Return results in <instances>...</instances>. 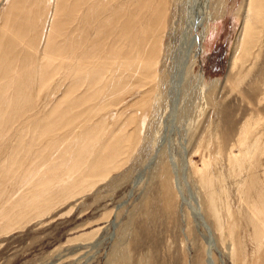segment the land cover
Segmentation results:
<instances>
[{"label": "rangeland", "instance_id": "374dc122", "mask_svg": "<svg viewBox=\"0 0 264 264\" xmlns=\"http://www.w3.org/2000/svg\"><path fill=\"white\" fill-rule=\"evenodd\" d=\"M13 1L15 3L21 1L19 2V10L22 20L26 23L21 21V28L19 25L17 26L26 33L17 37L10 34V36L2 35L0 37V85L2 84L1 86L4 87L5 91L3 97L0 95V110H7L10 108L7 106H11L10 115L16 113V115L14 114L15 117L18 115L20 118L23 115V118L21 117L20 121L14 116H12L13 118H10V115L4 116L3 122L6 123V126L7 120L9 127L11 121L12 124L15 121L19 124L15 123L13 125L15 129L12 128L13 126H11L12 129H7L4 125V129L12 130L11 132L7 131L10 136L6 134L7 132L4 129L0 131V134H3L0 138H3L4 135L5 137L7 135V138L9 137L8 140L3 138L4 141L0 139V264H264V226L261 223L254 224L251 214V208L258 201V191H264V155L260 156L261 162L257 164L258 167L255 165L257 162L252 163L251 160L247 161L244 167L235 165L232 167L230 164L232 153L233 157L235 155L241 156L239 148L234 145H236L245 125L253 124L254 121L255 125H262L258 127L262 128L264 132V84L260 81L262 77V75L260 76L261 68L255 66L256 61L253 60L255 54H245V60L242 53L243 59L241 57L235 68L231 69L233 49L242 27L239 13L241 12L243 0H223L222 12L219 13L218 20L212 23V30L206 37L207 44H205V48L203 50L197 48L195 50L196 56L194 55L193 58H188V54H186L185 35L190 34L189 37L196 36L198 38L202 36V29H199V31L193 29L191 32L188 29L195 20L192 17L202 10L199 3L202 4L203 0H127L128 5L125 0H121L123 3L116 0L114 1L116 4L113 2L112 8L108 9L107 13L98 14L95 11V16L89 10L90 4L84 0H68L69 2L67 1L64 6H62L64 2L60 1L59 3L57 0L59 8L55 6L56 0H51L48 9L40 4L42 0H39L40 3H38V0ZM73 1L78 5L77 9L74 8L76 5L73 6ZM11 2L12 0H0V19L6 15L8 4ZM35 2L37 3L35 4ZM22 3L24 4L22 5ZM81 5L82 7H80ZM84 7L87 8L86 11ZM55 8H58V10ZM63 8L66 11H62ZM77 10L79 11L77 12ZM63 12L67 13L64 14ZM115 13L118 14V17H115ZM64 15L68 17H64ZM70 15L74 17L69 18ZM98 15L101 17L98 18ZM102 15H106L109 19L111 17V23L115 22V25L112 24L113 28L110 24L107 27L105 26V20L108 18ZM84 16L87 17L86 20L90 19V22H84ZM92 16L100 19L97 24L92 22L94 19ZM75 17L78 19H75ZM200 17L201 13L198 18ZM53 18H55L54 21ZM40 19L48 20L44 22ZM0 21L3 23L2 20ZM129 21L131 22V28L130 26L127 27L131 30L129 29L124 33L123 26ZM15 26L11 22L13 30ZM23 30L17 31L23 32ZM123 33L124 35H122ZM26 35L29 37H26ZM142 35L143 37H141ZM118 40L124 42L123 45H120L121 49L118 52L119 61H116V66L114 65L109 69L108 66L105 67L108 63V51ZM17 41L20 44L19 48L16 47L19 45ZM125 43L129 44L126 46ZM58 47L60 50L57 49ZM55 50H59V53L55 56L57 64L47 66V60L45 59L48 54L53 53ZM154 50L156 51L154 59L159 61L156 64V70H159L157 73L158 78L155 81L156 85L152 81L146 85L142 80L143 78L138 81L142 70L140 66L147 58L148 53L150 54ZM145 51L149 52L146 53ZM136 52H140V55ZM237 52L240 56L241 52ZM86 59L87 61H85ZM37 61L39 62L38 66ZM245 61L247 62L244 63ZM93 62L94 64L91 66L90 64ZM124 63H130L131 69L122 68L120 64L125 65ZM40 65L41 67H39ZM83 66L84 68H82ZM255 67L256 69H254ZM53 68H55V71L51 73L50 70ZM81 68L83 70L86 68V70L82 71ZM93 68H96L97 71ZM104 68L106 71L113 68L114 71H109L108 77L106 71L103 70ZM115 68L119 71H116ZM100 70L103 77L99 79L100 86H98L97 81H94L96 77L94 75ZM85 72L89 75H86ZM241 72L245 76L243 79L241 78ZM113 73H116L115 76ZM9 74L12 75V78ZM119 74L123 77L121 75V77H117ZM137 74L139 77L135 76ZM47 75L49 76L47 77ZM110 75L111 78H116V86L114 82L110 83L114 86L108 85V80H111ZM257 75L260 76L259 79ZM6 76L10 79V84L7 83L9 84L7 87L4 82L9 80L6 79L7 81H5L3 79ZM82 76L85 80L88 79L86 80L87 84H90L89 82H93V84L87 85L84 79L81 78ZM104 76H106V79ZM55 77H57L56 80ZM126 77L130 82L125 81ZM122 78L124 79L122 80ZM52 80L54 82H51ZM77 80L80 83L77 82V84ZM100 80L103 82L101 83ZM106 80L108 82L104 83ZM81 81L85 85L82 83V86ZM118 81L122 84H124L122 82L124 81L126 85L124 84V87L120 86L121 83ZM241 82L242 85H240ZM136 84H139L138 88ZM91 85L98 86L97 89L102 90V92L100 90L98 92L101 95L105 87V89L109 88V92L105 90L108 94L103 93V99L109 100V103L106 100L104 102L101 95L96 97L97 93H93L94 86L91 87ZM214 85L216 86L214 87ZM70 86L74 87V90L78 89L79 86V92H71L73 90ZM88 86L89 89H86ZM36 87L41 91L40 93ZM80 87L83 91H80ZM114 87H121L122 89L119 90V88L115 89ZM97 89L95 88V90ZM111 90L114 92L115 98L111 94ZM118 90L120 91V94H118L121 95L120 97L115 95L116 92L119 93ZM146 91L147 93H145ZM67 92L73 93H69L70 98L67 96L69 100L65 97ZM86 92L88 93L87 99ZM80 93L85 94V97H82L83 95L81 96ZM89 93L91 96L93 95L91 97L94 99L92 102ZM122 93L127 94L123 95ZM13 94L15 96L11 97ZM72 95L76 96V99L80 98V102L78 99L77 102ZM105 95L107 97L104 98ZM122 95L129 96V98L125 97L124 99ZM7 96L10 97L7 98ZM109 97H111V100ZM96 98L98 102L102 101V103H99L100 105L97 104L98 102H94L97 100ZM134 98L135 101H132ZM65 99L68 100V104L76 101V103L73 102L74 107L72 105L68 106ZM58 100H63L67 104L68 108L66 107L64 112L68 110V116L69 114H78L72 116V119L71 115L67 117V114L63 111V114L60 115L62 112L58 113L56 110L61 109L66 104ZM146 100L149 101L148 105L143 108L148 111L146 112L143 108L141 111L139 109L141 108L140 104L145 103ZM57 103L60 108H57L58 105L54 111L53 108ZM63 103L65 105H61ZM78 104L82 107H79ZM112 104L115 105L114 107L118 105L119 108L114 109ZM106 105L109 106L105 107ZM26 107H28L27 110L29 109L28 115L23 114L26 113ZM111 107L113 108L111 109ZM87 109L90 110L89 113L97 114L100 120H98L99 118L94 119L96 115L95 117L92 113L90 115ZM99 109H101V112L97 113ZM17 110L19 112L23 110L24 112L17 114ZM80 110L84 111L80 112ZM120 111L122 112L119 113ZM49 113L50 117H48ZM85 113L86 117H84ZM107 113L111 119L107 118ZM54 114L58 115V117L55 116L58 119L54 117ZM91 116H93V119ZM6 117L12 120L9 122L10 119ZM40 117L47 119L43 120ZM51 117L57 120L56 124L62 123V126L58 124L57 127L59 128L54 132L51 131L54 127H51V130L45 127L46 125L50 127L48 125L50 119L48 118ZM75 117L76 119H74ZM101 117L105 118L102 119ZM133 117L136 118L137 122ZM68 119L72 120V123L74 121L75 124L70 123ZM142 119L144 120L142 121ZM38 120L39 124L36 126L38 131L36 132V128L34 129L32 126H35ZM41 120H43L42 123ZM261 120H263L262 124H260ZM46 121L48 122L46 123ZM99 121L103 122L102 125H99ZM134 121L135 123H133ZM40 125H42V128L45 125L44 128L50 130L49 134ZM79 127L80 130H78ZM67 128L69 131L66 130ZM120 128L126 129L123 131ZM25 129L30 130V132L26 133L27 130ZM33 129L34 134H32ZM2 130L4 131L2 132ZM65 130L68 133H65ZM83 130L86 131L87 135L89 133L90 136H88L91 138L86 139ZM74 132H78V135ZM36 133H39V136ZM69 133H72L70 137ZM35 134L36 136H34ZM11 135H14L15 139ZM64 135L65 137L67 135L65 141H63ZM71 137H75L74 140ZM117 137L119 139H116ZM26 140H28L27 145L24 144ZM20 141L23 143H20ZM33 142L37 145L35 148L32 146V144L35 145ZM119 143L120 145H118ZM109 144L112 150L107 146ZM70 145H75L72 150ZM84 145L91 147L92 150L89 147L85 148ZM105 145L107 148H105ZM117 146L119 147L118 150ZM80 149L83 151L81 155H85V159H88L84 161L85 163L82 160L84 156L81 157L80 155ZM69 150L72 151V154ZM89 150H91L90 154L88 153ZM98 151L100 152L98 153ZM103 151L106 153H103ZM77 152L78 155H76ZM199 153L201 155L205 154L207 158L210 157V160H212L210 173L214 175L213 180H215L213 191L216 190L215 198L218 201L216 204L221 207L218 208L223 220V227L227 228L224 227L221 233L218 230L217 222L207 209L208 193L202 189L198 177L194 175L190 168L191 161L197 165L202 163ZM111 154L115 155L111 156ZM72 157L81 159L80 167L77 163V161H80L78 159L75 162L77 168L74 167ZM11 158L16 159L17 162L16 160L12 161ZM98 158L99 162L96 161ZM93 159H96V163ZM248 163L249 165H247ZM99 164H103V168ZM253 165L254 167H252ZM95 166L96 169L98 168L97 170H95ZM92 168H94V172L91 171ZM250 168H252V171ZM235 172L240 175H236ZM59 173H66L64 178L67 176L66 179H69H64L63 175L61 176ZM220 175L221 177H219ZM42 176L46 179H42ZM66 181L68 184H65ZM78 181L82 183H78ZM252 182H255L253 187ZM247 187L251 188L249 192H247ZM252 190L255 191L252 192ZM247 193L250 196L246 195ZM249 201L252 205L248 204ZM196 202H198L202 217L206 221L204 226H198L192 217ZM206 226L214 239L213 248L209 250L212 251L211 258L208 256L209 251H207L205 242L208 234ZM228 228L229 231H227Z\"/></svg>", "mask_w": 264, "mask_h": 264}, {"label": "bare ground", "instance_id": "6f19581e", "mask_svg": "<svg viewBox=\"0 0 264 264\" xmlns=\"http://www.w3.org/2000/svg\"><path fill=\"white\" fill-rule=\"evenodd\" d=\"M22 1H24V0H22ZM41 1V0H40ZM40 1L38 0V3H40ZM50 1L51 0H42L41 1V3L40 4H43V6L45 7V9H48L50 6H49V4H50ZM54 1V0H53ZM59 1V3H60V1H62V2H64V3H62V6H64L65 5V3L68 1V0H58ZM77 1V0H76ZM86 3H89L90 4V6H89V10L90 11H92V15H94L96 12L95 11H97V13L98 14H103V13H107L108 11V9H110V8H112V6H113V2L114 1H116V0H84ZM118 1V0H117ZM121 1V0H120ZM123 1V0H122ZM121 1V3H123ZM126 2V4H127V2L129 1H127V0H125ZM160 1V0H159ZM198 1V0H197ZM202 1V0H201ZM18 2V1H17ZM15 3L13 0H12V2L11 3H9L8 4V8H7V10H6V12H5V14L6 15H4V17L2 18V19H0V20H2L3 21V23H1V21H0V37H2V35H4V36H10V35H14V37H17V36H23V35H25V31L23 30V29H20L21 27H20V23H21V21L23 22L24 20H22V16H21V12H20V10H19V6H20V4H19V2H21V1H19L18 3ZM56 2H57V0H56ZM69 2V1H68ZM131 2V1H130ZM163 2V1H162ZM166 2V1H165ZM200 2V1H199ZM37 2H35V4H36ZM55 3V2H54ZM71 3V2H70ZM73 6L74 5H76L75 4V1H73ZM84 3V2H83ZM124 3V4H125ZM145 3V2H144ZM243 4H242V8H241V12L239 13V17H240V19H241V22H242V27L240 28V31H239V33H238V35H237V40H236V43H235V47H234V49H233V57H232V61H231V69H233V68H235V66L237 65V63L241 60V57H242V53L244 54V59L246 58V56H245V54H248V55H251V54H255L254 56H255V59L253 58V60H255L256 61V63H255V66H259L261 69V74H260V76L262 75V77H261V79H260V81H262V84H264V0H243V2H242ZM24 3H22V5H23ZM69 4V3H68ZM80 4H82V3H80ZM114 4H116L115 2H114ZM119 4V3H118ZM131 4V3H130ZM130 4H129V6H130ZM169 4V3H168ZM167 4V5H168ZM200 4V6H201V11L199 12V14L201 13V17L200 18H198V16H199V14H196V16H194V17H192V19L194 18L195 20L192 22V24L189 26V29H188V31L189 32H191V31H193V29H198V31H199V29H202L203 31H202V36H200L199 38L198 37H196V36H192V37H189V35L190 34H186L185 35V42H186V44L185 45H187V53L186 54H188V58L189 57H192L193 58V56L195 55L196 56V54H195V50L197 49V48H200L201 50H203L204 48H205V44H207L206 42H207V36L210 34V32H211V30H212V23H214L213 21H216V20H218L217 18H219L218 16H219V13H221L222 12V9H221V6H222V4H223V0H203V2H202V4H201V2L199 3ZM27 5H29L28 3H27ZM31 5V4H30ZM38 5V4H37ZM58 5V2L56 3V7H58L57 6ZM67 5V4H66ZM71 5V4H70ZM92 5V6H91ZM128 5V4H127ZM135 5V4H134ZM40 6V5H39ZM43 6H42V8H43ZM78 5H76L74 8L75 9H77L78 7H77ZM116 7H118L117 5H115ZM139 6V5H138ZM149 6H150V3H149ZM69 7V6H68ZM67 7V8H68ZM80 7H82V5L80 6ZM87 7V6H86ZM115 7V8H116ZM145 7V6H144ZM165 7H167V6H165ZM53 8V7H52ZM59 8V7H58ZM58 8L56 9V10H58ZM88 8V7H87ZM86 8V9H87ZM115 8H114V10H115ZM142 8V7H141ZM51 9V8H50ZM70 9V8H69ZM84 9H85V7H84ZM84 9H83V12H84ZM86 9H85V11H86ZM117 9V8H116ZM130 9V8H129ZM140 9V8H139ZM149 9V8H148ZM200 9V8H199ZM39 10V9H38ZM65 10V8H63V10L62 11H64ZM72 10H73V7H72ZM81 10V9H80ZM131 10V9H130ZM66 11V10H65ZM67 11H68V9H67ZM79 10H77V12H78ZM113 11V9L111 10V12ZM124 11V10H123ZM132 11H133V9H132ZM136 11H137V9H136ZM158 11V10H157ZM35 12H36V10H35ZM41 12V11H40ZM76 12V13H77ZM82 12V13H83ZM110 12V13H111ZM134 12V11H133ZM138 12V11H137ZM141 12V11H140ZM168 12V11H167ZM60 13V12H59ZM62 13V12H61ZM64 14L65 13H67V12H63ZM85 13H87V12H85ZM109 13V14H110ZM126 13V12H125ZM33 14H34V11H33ZM54 14V13H53ZM87 14H90V13H87ZM112 14V13H111ZM110 14V15H111ZM134 14H135V12H134ZM167 14V13H166ZM40 15H41V13H40ZM39 15V16H40ZM45 15V14H44ZM74 15H75V13H74ZM76 15H78V14H76ZM79 15H80V12H79ZM82 15V14H81ZM83 15H84V13H83ZM136 15V14H135ZM141 15V14H140ZM25 16V15H24ZM49 16V15H48ZM51 16V15H50ZM62 16V15H61ZM66 15H64V17H65ZM95 16V15H94ZM94 16H92L93 18H94ZM102 16H106V15H102ZM109 16V15H108ZM113 16V15H112ZM121 16H122V14H121ZM129 16V15H128ZM42 17H44V16H42ZM45 17L47 18V16L45 15ZM54 17V16H53ZM56 17V16H55ZM66 17H68V16H66ZM71 17H74L73 15L71 16H69V18H71ZM82 17V16H81ZM101 17V16H100ZM99 17V15H98V18H100ZM115 17H118V14L117 13H115ZM115 17H113V18H115ZM52 18V17H51ZM91 18V17H90ZM98 18H94L93 20H92V22L94 23H96L97 24V21L98 20H100V19H98ZM106 18H108L107 20H105V26L107 27L109 24L110 25H112V24H114L115 22H112L111 23V17H110V19H109V17H107L106 16ZM105 18V19H106ZM120 18H122V17H120ZM128 18V17H127ZM137 18V17H136ZM135 18V19H136ZM139 18V17H138ZM24 19V18H23ZM31 19V18H30ZM29 19V20H30ZM58 19V18H57ZM56 19V21L58 22V20ZM75 19H78V18H76L75 17ZM74 19V20H75ZM79 19H81V18H79ZM87 19V17L86 16H84V22L86 21V23L87 22H90V19L89 20H86ZM125 19V18H124ZM124 19H122V20H124ZM34 20V19H33ZM41 20V19H40ZM48 20V19H47ZM47 20H45L44 21V19H42L41 21H44V22H46ZM55 20V18H53V21ZM102 20H104V19H102ZM102 20H101V22H102ZM113 20V19H112ZM116 20V19H115ZM126 20V19H125ZM140 20V19H139ZM119 21V20H118ZM127 21V20H126ZM125 21V22H126ZM135 21V20H134ZM134 21H132V22H134ZM150 21V20H149ZM11 22H12V24L13 25H16L15 26V28H14V30L11 28ZM25 23H26V21H24ZM76 22V21H75ZM78 22V21H77ZM117 22V21H116ZM122 22V21H121ZM124 22V21H123ZM124 22V23H125ZM40 23V22H39ZM38 23V24H39ZM56 23V22H55ZM60 23V22H59ZM62 23V22H61ZM80 23V22H79ZM24 24V23H23ZM32 24V23H31ZM30 24V25H31ZM63 24V23H62ZM83 24V23H82ZM89 24V23H88ZM102 24V23H101ZM103 24H104V22H103ZM17 25H19V27L17 26ZM37 25V24H36ZM52 25V24H51ZM50 25V26H51ZM55 25V24H54ZM61 25V24H60ZM59 25V26H60ZM85 25V24H84ZM115 25V24H114ZM121 25V24H120ZM119 25V26H120ZM131 22L129 21L126 25H124L123 27V29L125 30L124 31V33L126 32V31H129V29L131 28ZM148 25V24H147ZM156 25H157V23H156ZM100 26V25H99ZM99 26H98V28H99ZM117 26H118V24H117ZM127 26H130V28L129 27H127ZM158 26V25H157ZM38 28H39V26H37ZM92 27V26H91ZM121 27V26H120ZM144 27V26H143ZM94 28V27H93ZM92 28V29H93ZM95 28H96V25H95ZM101 28H102V26H101ZM112 28H113V25H112ZM150 28V27H149ZM37 29V28H36ZM35 29V30H36ZM44 29V28H43ZM47 29H48V26H47ZM50 29V28H49ZM63 29V28H62ZM17 30H23V32L22 31H17ZM58 30V29H57ZM57 30H56V32H57ZM119 30V29H118ZM131 30V29H130ZM133 30V29H132ZM214 30V29H213ZM17 31V32H16ZM53 31H54V29H53ZM59 31H61L60 29H59ZM114 31V30H113ZM112 31V32H113ZM157 31V30H156ZM64 32V31H63ZM63 32H61V33H63ZM72 32V31H71ZM124 33L122 34V35H124ZM10 34V35H9ZM50 34V33H49ZM57 35H58V33H57ZM64 35V34H63ZM121 35V36H122ZM193 35V34H192ZM28 35H26V37H27ZM47 36V35H46ZM45 36V37H46ZM50 36V35H49ZM55 36V35H54ZM62 36V35H61ZM126 36H127V34H126ZM29 37V36H28ZM141 37H143V35L141 36ZM94 38V37H93ZM129 38V37H128ZM148 38V37H147ZM3 39V38H2ZM13 39V38H12ZM55 39V38H54ZM107 39H108V37H107ZM50 40V39H49ZM56 40H58L57 38H56ZM55 40V41H56ZM129 40V39H128ZM146 40H148V39H146ZM28 41V40H27ZM51 41V40H50ZM76 41V40H75ZM74 41V42H75ZM103 41V40H102ZM101 41V42H102ZM121 41H123V40H118V42L114 45V46H112L110 49H109V51H108V55H107V57H108V63L105 65V67H107L108 66V68L110 69L112 66L114 67V65L117 63L116 61H119V56H118V52L120 51V49H121V44L123 45V43L121 42ZM150 41V40H149ZM13 42V41H12ZM105 42V41H104ZM153 42V41H152ZM8 43V42H7ZM14 43V42H13ZM21 43V42H20ZM34 43V42H33ZM41 43V42H40ZM62 43V42H61ZM130 43V42H129ZM129 43H127V44H129ZM140 43V42H139ZM17 44H19L18 43V41H17ZM21 44H23V43H21ZM100 44V43H99ZM126 44V43H125ZM127 44H126V46H127ZM157 44V43H156ZM7 45V44H6ZM26 45V44H25ZM47 45H48V43H47ZM102 45H103V42H102ZM113 45V44H112ZM144 45V44H143ZM146 45V44H145ZM9 46V45H8ZM34 46V45H33ZM32 46V47H33ZM126 46H125V48H126ZM7 47V46H6ZM16 47H20V44L18 45V46H16ZM43 47V46H42ZM101 47V46H100ZM147 47V46H146ZM22 48V47H21ZM97 48V47H96ZM102 48V47H101ZM109 48V47H108ZM133 48H135L134 46H133ZM142 48H143V46H142ZM141 48V49H142ZM184 48V47H183ZM57 49H59V47L57 48ZM161 49H162V47H161ZM4 50H5V48H4ZM60 50V49H59ZM59 50H55L53 53H51V54H48V56L46 57V59L45 60H47L46 62H47V66L48 65H56L57 64V58H55V56L59 53ZM91 50V49H90ZM124 50V49H123ZM150 50V49H149ZM185 50V49H184ZM14 51V50H13ZM93 51V50H92ZM127 51H128V48H127ZM127 51H125V52H127ZM132 51V49L130 50V52ZM137 51H138V49H137ZM159 51H160V49H159ZM237 51H239V52H241V55L239 56V54H238V52ZM244 51V52H243ZM39 52V51H38ZM84 52V51H83ZM106 52V51H105ZM133 52H134V50H133ZM146 52V51H145ZM149 52V51H148ZM148 52H146V53H148ZM158 52V51H157ZM128 53V52H127ZM137 54H139L138 52H136ZM156 53V51L154 50V52H151L150 54L148 53V56H146L145 58L146 59H144V62H142L141 63V66H140V69H142L141 71H140V74H141V76L139 77L138 76V74L137 75H135V76H138L139 77V80L138 81H140L141 79L140 78H143L142 80L145 82V84L147 85L149 82H155L156 81V79L158 78L157 77V73H158V71L159 70H156V64L159 62L158 60V62L154 59L155 58V54ZM184 53V52H183ZM23 54H25V53H23ZM38 54H40V53H38ZM141 54H142V52H141ZM159 54V53H158ZM4 55H5V53H4ZM22 55V54H21ZM25 55H27V54H25ZM24 55V56H25ZM140 55V54H139ZM143 55V54H142ZM30 56V55H29ZM38 56V55H37ZM127 56V55H126ZM133 56V55H132ZM138 56V55H137ZM194 56V57H195ZM20 57V56H19ZM28 57V56H27ZM92 57V56H91ZM243 57H242V59H243ZM30 59H31V57H29ZM127 58V57H126ZM125 58V59H126ZM17 59V58H16ZM21 59H23V58H21ZM36 59V58H35ZM93 59H94V57H93ZM159 59V58H158ZM186 59V58H185ZM7 60V59H6ZM32 60V59H31ZM42 60V59H41ZM40 60V61H41ZM43 60H44V58H43ZM90 60H92V58H90ZM95 60V59H94ZM93 60V61H94ZM246 60V59H245ZM34 61V60H33ZM85 61H87V59L85 60ZM97 61V60H96ZM121 61V60H120ZM126 61V60H125ZM1 62V61H0ZM38 62V61H37ZM36 62V63H37ZM83 62V61H82ZM137 62V61H136ZM247 61H245L244 63H246ZM42 63V62H41ZM60 63H61V61H60ZM84 63V62H83ZM102 63V62H101ZM122 63V62H121ZM241 63V62H240ZM254 63V62H253ZM9 64V63H8ZM22 64V63H21ZM38 64H39V62L37 63V66H38ZM58 64H59V62H58ZM92 64H94V62L93 63H91L90 65L92 66ZM125 64V63H124ZM24 65V64H23ZM27 65V64H26ZM76 65V64H75ZM78 65V64H77ZM76 65V66H77ZM82 65V64H81ZM80 65V66H81ZM88 65V64H87ZM121 66H122V68H130L131 69V64L129 63V64H125V65H122V64H120ZM261 65V66H260ZM8 66V65H7ZM31 66H32V64H31ZM90 66V67H91ZM95 66H96V64H95ZM116 66V65H115ZM120 66V67H121ZM130 66V67H129ZM132 66H134V65H132ZM186 66V65H185ZM241 66V65H240ZM28 67V66H27ZM39 67H41V65L39 66ZM43 67H44V65H43ZM94 67V66H93ZM118 67H119V64H118ZM242 67H243V65H242ZM254 67V66H253ZM62 68V67H61ZM78 68H80V67H78ZM82 68H84V66L82 67ZM81 68V69H82ZM87 68V67H86ZM86 68H85V70H86ZM100 68H102V67H100ZM126 68V69H127ZM134 68V67H133ZM132 68V69H133ZM241 68V67H240ZM244 68V67H243ZM242 68V69H243ZM87 69H90V68H87ZM93 69H95L96 70V68H93ZM92 69V70H93ZM98 69V68H97ZM107 70L106 71V69L104 68L103 70L104 71H106V75L108 74V73H110L109 71H114V69L112 68L111 70ZM120 69V68H119ZM130 69H127V70H130ZM252 69V68H251ZM250 69V70H251ZM254 69H256V67L254 68ZM257 69H259V68H257ZM18 70H20V69H18ZM85 70H83L82 69V71H85ZM94 70V71H95ZM115 70L116 71H119V70H117V68H115ZM127 70H125V71H127ZM144 70H146V71H144ZM55 71V68H53L52 70H50V72L52 73V72H54ZM70 71V70H69ZM97 71V70H96ZM96 71H95V73H96ZM124 71V72H125ZM232 71V70H231ZM243 71V70H242ZM15 72V71H14ZM19 72V71H18ZM79 72V71H78ZM90 72V71H89ZM132 72V71H131ZM135 72V71H134ZM234 72V71H233ZM16 73V72H15ZM14 73V74H15ZM26 73H28L27 71H26ZM61 73V72H60ZM91 73H92V75H93V72L91 71ZM104 73V72H103ZM242 73V72H241ZM79 74H80V72H79ZM85 74L86 75H89L88 73H86L85 72ZM114 74V73H113ZM116 74V73H115ZM115 74H114V76H115ZM118 74V73H117ZM239 74V73H238ZM3 75V74H2ZM9 75H11V74H9ZM81 75H83V74H81ZM121 74H119V75H117V77L118 76H120ZM125 75V74H124ZM131 75V74H130ZM133 76H134V73L132 74ZM160 75V74H159ZM240 75V74H239ZM242 75V79H243V77H245V76H243V73L241 74ZM240 75V76H241ZM4 76V75H3ZM8 76V75H7ZM7 76L5 77V78H3L5 81H7V80H9L8 82H4V83H6V84H4L6 87L7 86H9V84H10V79L9 78H7ZM18 76V75H17ZM49 75H47V77H48ZM50 76H51V74H50ZM90 76H91V74H90ZM94 76H96L94 79V81H97V83H98V86H100L99 85V79H101V77H103V74H102V72H101V70L100 71H98V73L97 74H95ZM108 76V75H107ZM122 76V75H121ZM120 76V77H121ZM128 76V75H127ZM260 76H258L257 75V77H258V79H259V77ZM13 77H15V76H13ZM86 77V76H85ZM92 77V76H91ZM91 77L89 78L90 80H91ZM106 76H104V78H105ZM109 77V76H108ZM123 77V76H122ZM125 77V76H124ZM237 77H239V76H237ZM256 77V78H257ZM11 78H12V75H11ZM46 78V77H45ZM56 78L57 77H55V80H56ZM81 78H83L84 79V77L82 76ZM110 78H111V75H110ZM113 78V77H112ZM111 78V80H108L109 81V83H108V85H112V86H114L113 84H110L111 82L113 83H115V86H116V82H117V80H116V78H115V81H114V78L112 79ZM132 78V77H131ZM240 77H239V79H241ZM263 78V79H262ZM7 79V80H6ZM28 79H30V78H28ZM106 79V78H105ZM121 79V78H120ZM124 78H122V80H123ZM129 79H130V77H129ZM241 79V81L243 82V80ZM245 79V78H244ZM3 80V81H4ZM27 80V79H26ZM40 80V79H39ZM79 80H81L80 78H79ZM79 80H77L76 81V83L78 82V83H80L79 82ZM86 80H88V79H86ZM86 80L84 79V81H85V83H86ZM89 80V81H90ZM104 80V79H103ZM106 80V82H104V83H107L108 81ZM159 80V79H158ZM20 81V80H19ZM45 81V80H44ZM43 81V82H44ZM48 81V80H47ZM89 81H87V82H89ZM101 81V80H100ZM105 81V80H104ZM125 81H129L128 80V78L126 77V79H125ZM143 81H142V83H143ZM238 81V80H237ZM256 81V80H255ZM259 81V80H258ZM259 81V82H260ZM18 82V81H17ZM46 82V81H45ZM51 82H54V80H52ZM103 81H101V83H102ZM118 82H120V81H118ZM125 85H126V82H124V81H122ZM130 82V81H129ZM128 82V83H129ZM242 82H241V84L240 85H242ZM258 82V83H259ZM7 83H9V84H7ZM13 83V82H12ZM18 83H20V82H18ZM31 83H33V82H31ZM47 83V82H46ZM77 83V84H78ZM83 82L81 81V85L83 86V84H82ZM90 84L92 83L93 84V82H89ZM103 83V84H104ZM121 83V82H120ZM119 83V84H120ZM28 84V83H27ZM26 84V85H27ZM36 84V83H35ZM55 84V83H54ZM73 84V83H72ZM87 84V83H86ZM90 84H87V85H90ZM124 84H122L121 83V85L120 86H123L124 87ZM144 84V83H143ZM213 84H215V83H213ZM239 84V83H238ZM2 85V84H1ZM0 85V95H1V97H3V93H5V91H4V87L2 88V86ZM25 85V84H24ZM29 85V84H28ZM38 86H39V84H37ZM52 85H53V83H52ZM56 85V84H55ZM85 85V84H84ZM87 85H86V87H87ZM128 85V84H127ZM137 85V84H136ZM150 86H151V84H149ZM148 85V86H149ZM155 85H156V82H155ZM217 85V84H216ZM216 85H214V87L216 86ZM238 86V87H241V86ZM16 86V85H15ZM21 86V85H20ZM37 86V87H38ZM48 86V85H47ZM71 86H73V85H71ZM70 86V87H71ZM75 86V85H74ZM80 86V85H79ZM79 86H78V89H79ZM94 85H91V87H93ZM96 86V85H95ZM93 87V90H94V92L93 93H97V95H96V97H100V95L101 94H99L98 92H99V90H100V88H98L97 89V87L98 86H96V87ZM104 86H105V84H104ZM107 86V85H106ZM117 86H119V85H117ZM135 86V85H134ZM144 86V85H143ZM235 86V85H234ZM28 87V86H27ZM26 87V88H27ZM37 87H36V89H37ZM55 87V86H54ZM108 87V86H107ZM139 87V84L137 85V88ZM153 87V86H152ZM155 87V86H154ZM238 87H236L237 89H239ZM14 88V87H13ZM25 88V89H26ZM72 89L71 90H73V91H71V92H73L74 93V91H78V89H73L74 87H71ZM75 88H77V87H75ZM95 88L97 89V90H95ZM106 88V87H105ZM103 89L104 91H103V93L104 92H106L105 90H107L108 92H109V90L108 89ZM115 89L116 88H119V87H114ZM125 88L126 89H128L127 88V86H125ZM150 88V87H149ZM213 88V87H212ZM17 89V88H16ZM19 89V88H18ZM86 89H89V86H88V88H86ZM120 89H122L121 87L119 88V90ZM155 89H157L156 87H155ZM82 89H81V87H80V91H81ZM118 90V91H119ZM124 90V89H123ZM130 90V89H129ZM262 90H263V88H262ZM261 90V91H262ZM9 91V90H8ZM37 91L40 93L41 91H39V89H37ZM83 91V90H82ZM89 91V90H88ZM101 92H102V90H100ZM115 91H117V90H115ZM139 91V90H138ZM137 91V92H138ZM235 91V90H234ZM7 92V91H6ZM24 92V91H23ZM79 92V91H78ZM100 92V93H101ZM108 92H106L107 94H108ZM111 92H112V90H111ZM124 92V91H123ZM129 93H130V91H128ZM149 92V91H148ZM256 92V91H255ZM260 92V91H259ZM15 93V92H14ZM70 92H67V93H65V97H67V96H69V98L71 97V95L70 94H73V93H70ZM103 93H102V100H104L103 99ZM105 93V94H106ZM114 92H112L111 94H113ZM128 93V94H129ZM133 93H135V92H133ZM145 93H147V91L145 92ZM153 93V92H152ZM151 93V94H152ZM67 94H69V95H67ZM81 94V93H80ZM86 95L88 94L87 92L85 93ZM85 94H81V96L82 97H85ZM99 94V95H98ZM106 94V95H107ZM118 94H120V91H119V93H117L116 92V96H118V97H120L121 95H118ZM123 94V93H122ZM125 94H127V93H125ZM125 94H123V95H125ZM130 94H132V93H130ZM129 94V95H130ZM139 94V93H138ZM206 94V93H205ZM257 94V93H256ZM261 94V93H260ZM9 95H10V91H9ZM28 95H29V93H28ZM89 95H90V93H89ZM95 95V94H94ZM104 96V98L105 97H107V96ZM122 95V96H123ZM133 95V94H132ZM137 95V94H136ZM144 95V94H143ZM15 95L13 94V96H11V97H14ZM72 96H74V95H72ZM77 96H79V95H77ZM93 96V95H92ZM91 95H90V98L92 97ZM140 96V95H139ZM138 96V97H139ZM142 96V95H141ZM149 96H151V95H149ZM253 96H254V93H253ZM252 96V97H253ZM257 96V95H256ZM10 96H7V98H9ZM87 97H88V95L86 96V99H87ZM113 97H114V94H113ZM112 97V98H113ZM124 97V99H125V97H128L129 98V96H123ZM131 97V96H130ZM137 97V96H136ZM135 97V98H136ZM145 97V96H144ZM257 97H259V96H257ZM68 98V97H67ZM69 98H68V100H69ZM74 98L76 99V96H74ZM89 98V99H90ZM110 98V100H111V97H109ZM115 98V97H114ZM133 98V97H132ZM135 98L134 99H132V101L134 100L135 101ZM149 97L147 96V99H148ZM20 99V98H19ZM78 99V98H77ZM77 99H76V101H77ZM92 99V98H91ZM90 99V100H91ZM97 99V98H96ZM131 99V98H130ZM146 99V98H145ZM14 100H16V99H14ZM13 100V101H14ZM68 100L67 99H65V101H67L66 103L68 104L69 102H68ZM74 100V99H73ZM80 100V98L78 99V101ZM94 99H92L91 100V102L93 101ZM108 103H109V100H107V99H105ZM105 100H104V102H105ZM6 101H7V99H6ZM18 101V100H17ZM58 101H63V100H58ZM65 101H63L64 103H65ZM76 101H73L74 103H76ZM77 101V102H78ZM81 101H82V99H81ZM100 101V100H99ZM112 101H114V100H112ZM117 101V100H116ZM116 101H114V102H116ZM119 101H121V100H119ZM123 101V100H122ZM126 101V100H125ZM124 101V102H125ZM129 101V100H128ZM139 101V100H138ZM141 101H142V99H141ZM262 101V100H261ZM260 101V102H261ZM8 102V101H7ZM19 102V101H18ZM73 102H70V104H68V106L69 105H72L73 107H74V104H73ZM80 102V101H79ZM94 102H98V99L96 100V101H94ZM93 102V103H94ZM103 102V103H104ZM106 102V103H107ZM130 102V101H129ZM143 102H144V100H143ZM148 102L149 101H147L146 100V102L145 103H142V104H140L139 106L141 107V108H139L140 110L145 106H147L148 105ZM14 103H15V101H14ZM54 103H56V102H54ZM59 104H60V102H58ZM56 104V106H55V108H53V110L55 111L56 110V107L59 105V104ZM61 104V105H65V104ZM82 103H84V102H82ZM99 103H102V101H100V102H98L97 104H99ZM4 104H6V103H4ZM67 104H66V106H62V108L64 107V109H58V110H56V111H58V113L59 112H64V110H65V108L67 107ZM122 104V103H121ZM125 104H127V103H125ZM12 105V104H11ZM14 105V104H13ZM25 105V104H24ZM31 105V104H30ZM79 105V107H82V106H80V104H78ZM83 105H85V104H83ZM87 105V104H86ZM93 106H94V104H92ZM100 105V104H99ZM120 105V104H119ZM54 106V105H53ZM71 106V108H73ZM92 106V107H93ZM107 106H109V105H106L105 107H107ZM112 106H113V104H112ZM115 106V105H114ZM113 106V107H114ZM118 106V105H117ZM114 107V109H116V108H119V106L118 107ZM122 106V105H121ZM1 107V106H0ZM4 107H6V106H4ZM7 107H10V108H8L7 110H0V131H1V129H4V125L6 124L5 122H3L4 121V116H7V115H10V110H12V108H11V106H7ZM25 107V106H24ZM29 107V106H28ZM28 107H26V110H27V108ZM33 107V106H32ZM77 107V106H76ZM78 107V108H79ZM113 107H111V109L113 108ZM122 107H124V106H122ZM130 107V106H129ZM148 107H150V106H148ZM57 108H60V105H59V107H57ZM68 108V107H67ZM88 108V107H87ZM29 109H30V107H29ZM28 109V110H29ZM32 109V108H31ZM76 109V108H75ZM89 109V108H88ZM87 109V110H88ZM121 109V108H120ZM133 109V108H132ZM132 109H130V110H132ZM143 109H145V108H143ZM150 109V108H149ZM25 110V112L26 113H23L24 111L23 110H21V112L24 114V115H28V110L26 111ZM59 110H61V111H59ZM84 110H85V108H84ZM84 110H82V111H84ZM138 110V109H137ZM146 110V109H145ZM46 111H49V110H46ZM45 111V112H46ZM70 111V110H69ZM81 110H80V112H82ZM89 111L90 110H88V113H89ZM95 111V110H94ZM126 111V110H125ZM124 111V112H125ZM142 111V110H141ZM148 110H146V112H147ZM17 112V114L18 113H20L21 114V112H19L18 110L16 111ZM30 112H32V111H30ZM63 112L60 114V115H62L63 114ZM78 112V111H77ZM98 112H101V109H99L98 111H97V113ZM122 111H120L119 113H121ZM123 112V113H124ZM145 112V111H144ZM145 112V113H146ZM57 113V112H56ZM57 113V114H58ZM64 113H66L67 114V117H70V115L71 114H69V116H68V110L66 111V112H64ZM72 113H74V112H72ZM87 113V114H88ZM91 113L92 114H94L93 116L95 117V115H96V118H94V119H97V118H99L98 120H100V117H97V114H95V113H93V112H90L89 114L91 115ZM118 113V112H117ZM136 113V112H135ZM14 114L16 115V113H11V115L9 116L10 118L12 117V116H14ZM30 114V113H29ZM41 114H43V113H41ZM78 113H76V114H72L71 115V119H72V116L74 117V115H77ZM111 114V113H110ZM114 114V113H113ZM124 114H126V113H124ZM36 115V114H35ZM47 115V114H46ZM49 115V116H48ZM47 116L48 117H50V113L48 114ZM59 115V114H58ZM58 115L56 116L55 114H54V117L56 116V117H58ZM85 116L84 117H86V113L84 114ZM106 114L104 113V116H105ZM136 115V114H135ZM21 116V115H20ZM64 116H65V114H64ZM93 116H91V118L93 117ZM99 116V115H98ZM122 116V115H121ZM130 116V115H129ZM140 116V115H139ZM143 116V115H142ZM8 117V118H9ZM15 117V116H14ZM22 118H23V115L21 116ZM20 117V118H21ZM25 117V116H24ZM30 117V116H29ZM45 117V116H44ZM54 117H51V118H48V119H50V120H48L49 121V124L48 125H50V127H47V125L45 126V125H43V128H44V126L48 129V128H50V130H51V127H54V129H52L51 131L52 132H54V131H57L58 129L57 128H59V127H57L58 126V124H61V126H62V123H58V124H56L57 123V120H55L54 119ZM55 117V118H56ZM61 117V116H60ZM66 117V116H65ZM76 117H78V116H76ZM76 117L74 118V119H76ZM87 117H89L88 115H87ZM115 117V116H114ZM118 117V116H117ZM4 118V119H3ZM7 118V117H6ZM7 118V119H8ZM9 118V119H10ZM13 118V117H12ZM15 118H17V119H20L19 117H18V115H17V117H15ZM21 118V119H22ZM26 118V117H25ZM32 118V117H31ZM36 118V117H35ZM41 118V117H40ZM62 118V117H61ZM102 119L103 118H105V117H101ZM107 118L108 119H111V117H108V113H107ZM106 118V119H107ZM125 118V117H124ZM141 118V117H140ZM143 118V117H142ZM6 119V120H7ZM21 119H20V121H21ZM27 119H28V117H27ZM41 119H43V118H41ZM47 119V118H46ZM46 119H43V120H46ZM56 119H58V118H56ZM67 119V118H66ZM70 119V118H69ZM68 119V121H70V123H72V120H69ZM86 119V118H85ZM93 119V118H92ZM101 119V120H102ZM133 119H135V121L137 122V120H136V118H134L133 117ZM132 119V120H133ZM144 119H145V117H144ZM144 119H142V121L144 120ZM147 119V118H146ZM5 120V121H6ZM12 119H10L9 120V122L11 121ZM43 120H41V123H42V121ZM78 120H80V119H78ZM139 120V119H138ZM24 121V120H23ZM22 121V122H23ZM29 121V120H28ZM48 121H46V123L48 122ZM77 121V120H76ZM81 121V120H80ZM93 121V120H92ZM107 121V120H106ZM135 121L133 122V123H135ZM139 121H141V120H139ZM147 121V120H146ZM262 121L263 120H261V123L260 124H262ZM12 122V121H11ZM10 122V125L11 126H13V125H15V123H18L17 121H15V123H11ZM27 122V121H26ZM32 121L30 120V123H31ZM65 122H67V121H65ZM78 122V121H77ZM116 122V121H115ZM114 122V123H115ZM124 122V121H123ZM252 122V121H251ZM21 123V122H20ZM25 123V122H24ZM23 123V126L26 124H24ZM35 123V122H34ZM99 123V125L101 124V123H103L102 121L100 122H98ZM98 123H97V125H98ZM106 123V122H105ZM125 123H127V122H125ZM125 123H123V124H125ZM255 122L253 121V124H254ZM9 123H8V120H7V126L5 125V128L7 127V129L8 128H11V126L9 127V125H8ZM19 124V123H18ZM17 124V125H18ZM37 124H39V120L37 121V123H36V125L35 126H32V127H34V129L36 128V126H38ZM68 124V123H67ZM72 124H75L74 123V121H73V123ZM77 124V123H76ZM80 124H81V122H80ZM128 124V123H127ZM137 124V123H136ZM140 124V123H139ZM138 124V125H139ZM253 124H248V125H245L243 128V130H242V132H241V134L239 135V137H238V141H237V143H236V145H234L235 147L237 146L238 148H239V150H240V155L241 156H232V154H231V156H230V164H231V166L233 167L234 165L235 166H238V167H244V166H246V163H247V161L249 162L250 160L252 161V163H255V162H257L255 165H257V164H259V162H261V158H260V156H263L264 155V132H263V129L262 128H260V127H258V126H262V125H253ZM30 125V124H29ZM52 125V126H51ZM68 125H70V124H68ZM93 125H94V123H93ZM102 125V124H101ZM109 125V124H108ZM119 125V124H118ZM126 125V124H125ZM124 125V126H125ZM264 125V124H263ZM22 126V127H23ZM41 126V128H42V125H40ZM39 126V127H40ZM60 126V125H59ZM61 126H60V129H61ZM75 126V125H74ZM78 126H80V125H78ZM77 126V127H78ZM142 126V125H141ZM2 127V128H1ZM55 127H56V129H55ZM99 127V126H98ZM97 127V128H98ZM13 129H15L14 128V126L12 127ZM11 128V129H12ZM27 128H29V127H27ZM42 128V129H43ZM46 128H44V130L46 129ZM71 128V127H70ZM82 128V127H81ZM96 128V129H97ZM24 129V128H23ZM31 129V128H30ZM34 129L32 130V134H34L35 132H34ZM38 129V127L36 128V132L38 131L37 130ZM40 129V128H39ZM41 129V130H42ZM46 129V130H47ZM59 129V130H60ZM65 129V128H64ZM86 129V128H85ZM103 129V128H102ZM119 129V128H118ZM124 129H126V128H124ZM124 129H122V128H120V130H123L124 131ZM260 129H262V130H260ZM5 130V132H9L10 130H6V129H4ZM4 130H2V132L4 131ZM25 130H27V129H25ZM25 130H23V132H25ZM49 130V131H50ZM66 130H68V128L66 129ZM66 130H65V133H68V132H66ZM78 130H80V127H79V129ZM82 130V129H81ZM87 130V129H86ZM115 130V129H114ZM12 131V130H11ZM10 131V132H11ZM21 131V130H20ZM40 131V130H39ZM43 131V130H42ZM48 131V130H47ZM46 131V133H48L49 134V131L47 132ZM61 132H62V130H60ZM69 131V130H68ZM83 131H85V130H83ZM105 131V130H104ZM111 131V130H110ZM6 133V134H8L9 135V133ZM28 132H30V130H27L26 131V133H28ZM44 132V131H43ZM71 132H73V131H71ZM81 132V131H80ZM89 132V131H88ZM87 132V133H88ZM99 132V131H98ZM112 132V131H111ZM13 133V132H12ZM16 133H17V130H16ZM40 134L42 133V132H39ZM39 133H36V134H38L37 136H39ZM51 133V132H50ZM59 133V132H58ZM74 133H76V132H74ZM78 133V132H77ZM76 133V134H77ZM110 133V132H109ZM114 133V132H113ZM5 134V133H4ZM15 134V133H14ZM36 134L34 135V136H36ZM44 134H45V132H44ZM52 134V133H51ZM70 134V135H69ZM68 135H69V137L72 135V133H69ZM85 134H86V131H85V133H84V136H85ZM108 134V133H107ZM106 134V135H107ZM128 134V133H127ZM1 135H3V134H0V136ZM19 135V134H18ZM46 135V134H45ZM44 135V136H45ZM75 135V134H74ZM78 135V134H77ZM88 135H89V133H88ZM87 134H86V136H85V138L87 139L89 136H88ZM99 135V134H98ZM105 135V136H106ZM10 136V135H9ZM12 136V138H13V136L14 135H11ZM15 136H16V134H15ZM15 136H14V139H15ZM27 136V135H26ZM28 136L30 137V135L28 134ZM48 136H50V135H48ZM100 136V135H99ZM120 136V135H119ZM127 136V135H126ZM2 137V136H1ZM31 137H33V136H31ZM68 137V138H69ZM79 137V136H78ZM81 137H83V136H81ZM81 137H80V139H81ZM107 137V136H106ZM110 137H111V135H110ZM132 137V136H131ZM3 138H7V135H6V137H5V135H4V137ZM3 138H0V139H3ZM9 138V137H8ZM8 138H7V140H8ZM35 138V137H34ZM58 138V137H57ZM67 138V135H66V137H65V135H64V140H63V138H62V140L63 141H65V139ZM72 138V137H71ZM75 138V137H74ZM74 138H72L73 140H74ZM84 137H83V139H85ZM89 138H91V137H89ZM101 139H102V137H100ZM125 138V137H124ZM124 138H123V141H125L124 140ZM128 138H129V135H128ZM16 139H17V137H16ZM36 139V138H35ZM59 139H60V137H59ZM85 139V140H86ZM116 139H119V137H117ZM120 139H121V137H120ZM12 140V139H11ZM18 140V139H17ZM29 140V139H28ZM28 140H26L25 141V143L24 144H28V143H26ZM84 140V141H85ZM2 141V140H1ZM3 141H4V139H3ZM14 141H16V140H14ZM23 141V140H22ZM22 141H20V143H23ZM118 141V140H117ZM126 141H127V137H126ZM126 141H125V143H126ZM30 142V141H29ZM104 142H105V140H104ZM120 142V141H119ZM34 144H35V142H33ZM75 143V142H74ZM79 143H81V142H79ZM78 143V144H79ZM94 143V142H93ZM108 143V142H107ZM123 143V142H122ZM17 144H19V143H17ZM30 144V143H29ZM73 144V143H72ZM89 144V143H88ZM88 144H85V145H88ZM106 144V143H105ZM19 145H21V144H19ZM83 145V144H82ZM84 145V147L86 148V147H89L90 146V144H89V146H85ZM114 145V144H113ZM118 145H120V143L118 144ZM126 145V144H125ZM32 146H34L33 148H35V146H37L36 144L35 145H33L32 144ZM71 146V145H70ZM69 146V147H70ZM75 145H72L70 148H71V150H72V147H74ZM77 146H79V145H77ZM102 146V145H101ZM106 146V145H105ZM108 147L110 146V144L109 145H107ZM107 146L105 147V148H107ZM219 146V145H218ZM16 147V146H15ZM14 147V148H15ZM81 147V146H80ZM118 147V146H117ZM20 148V147H19ZM30 148H31V146H30ZM53 148V147H52ZM69 148V149H70ZM90 149H91V147H89ZM88 148V149H89ZM98 148V147H97ZM104 147H103V149H105ZM111 148V150H112V147H109V149ZM121 148V147H120ZM78 149H79V147H78ZM96 149V148H95ZM94 149V150H95ZM99 149V148H98ZM115 149V148H114ZM119 149V147L117 148V150ZM201 149V148H200ZM205 149V148H204ZM220 149V148H219ZM51 150V149H50ZM71 150H69V152L71 151ZM92 150V149H91ZM91 150H89L88 151V153L90 152L91 153ZM213 150V149H212ZM25 151V150H24ZM79 151H81L80 152V155H81V153H83V151L80 149ZM105 151L107 152V150L105 149ZM108 151H110V150H108ZM27 152H30V151H28L27 150ZM27 152H25V153H27ZM68 152V153H69ZM76 152V151H75ZM100 151H98V153H99ZM106 152H104L103 151V153H106ZM205 152V151H204ZM229 152V151H228ZM31 153V152H30ZM29 153V154H30ZM67 153V155H68V157H69V154ZM84 153H85V151H84ZM86 153H87V151H86ZM89 153V154H90ZM96 153V152H95ZM114 153V152H113ZM209 153V152H208ZM211 153V152H210ZM219 153H220V151H219ZM71 154H72V151H71ZM76 154V153H75ZM93 154V153H92ZM107 154H108V152H107ZM119 154H121V153H119ZM228 154V153H227ZM28 155V154H27ZM52 155V154H51ZM76 155H78V152H77V154ZM76 155H73L74 157L76 156ZM112 155H115V154H111V156ZM199 157H201V160H202V163L200 164V165H197V164H195V163H193L192 161H191V163H190V168H191V171H193V173H194V175H196L197 177H198V179H199V182H200V184H201V186H202V189L203 190H205V191H207V193H208V195H207V209H208V211L211 213V215H212V217L214 218V220L217 222V224H218V230L220 231V233L224 230V227H223V220L221 219V213L219 212V208H221V207H219L217 204H216V202H218V201H216V198H215V191H213V187H214V181L215 180H213V176L214 175H212V173H210V169H211V163H212V160H210V157L209 158H207L206 156H205V154H200L199 153ZM50 156V155H49ZM48 156V157H49ZM82 156H84V158L82 159L83 160V162L84 161H86V160H88V159H85V155H81V157ZM103 156H104V154H103ZM13 157V156H12ZM26 157V156H25ZM44 157V156H43ZM66 157V156H65ZM64 157V158H65ZM71 157V156H70ZM74 157H72V159L71 158H69V159H71L72 161H74V165H75V162L77 161L76 159H78V158H74ZM78 157V156H77ZM98 157V156H97ZM96 157V158H97ZM222 157V156H221ZM73 158H74V160H73ZM94 158V157H93ZM100 158V157H99ZM99 158L96 160V159H93L94 160V162H95V160L96 161H98L99 160ZM249 158V159H248ZM12 159V161H14V160H16V159H13V158H11ZM30 159V158H29ZM52 159V158H51ZM25 160V159H24ZM66 160H68L67 158H66ZM65 160V161H66ZM78 160H80L79 162L77 161V163L79 164V167H80V163L82 162L81 161V159H78ZM100 161V160H99ZM98 161V162H99ZM16 162H17V160H16ZM77 163H76V165H77ZM85 163V162H84ZM96 163V162H95ZM100 163H102V162H100ZM98 164V163H97ZM97 164H96V166H97ZM219 164V163H218ZM76 165L74 166V167H76ZM100 165V164H99ZM99 165H98V168H99ZM103 165V164H102ZM102 165H100V167L101 168H103V166ZM247 165H249V163L247 164ZM96 166H95V170H97L96 169ZM73 167V168H74ZM249 167V166H248ZM252 167H254V165L252 166ZM257 167H258V165H257ZM77 168V167H76ZM235 168V167H234ZM244 169V168H243ZM243 169H241V170H243ZM251 169V171H252V168H250ZM249 169V170H250ZM53 170V169H52ZM57 171V170H56ZM70 171H71V169H70ZM92 172H94V168H92V170H91ZM90 171V172H91ZM236 171V170H235ZM254 172H255V169L253 170ZM66 172V171H65ZM253 172V173H254ZM8 173H9V171H8ZM7 173V174H8ZM67 173V172H66ZM65 173V174H66ZM71 173H72V171H71ZM236 173V172H235ZM47 174V173H46ZM59 174H61V176L63 175V178H64V175L65 174H62V173H59ZM70 173H68V175H69ZM85 174V173H84ZM92 174H94V173H92ZM237 174H239V173H236V175ZM95 175V174H94ZM240 175V174H239ZM238 175V176H239ZM253 175V174H252ZM43 176H45V175H43ZM42 176V179L44 178ZM49 176V175H48ZM59 176V175H58ZM57 176V178H59ZM80 176V175H79ZM78 176V177H79ZM88 176H89V174H88ZM230 176H232V175H230ZM52 177V176H51ZM66 177L67 176H65V178L64 179H66ZM69 177H71V175H69ZM219 177H221V175L219 176ZM223 177V176H222ZM252 177V176H251ZM26 178V177H25ZM57 178H55V179H57ZM62 178V177H61ZM62 178V179H63ZM224 178V177H223ZM222 178V179H223ZM253 178H254V176H253ZM44 179H46V177L44 178ZM48 179H51V178H48ZM52 179H53V177H52ZM62 179H60V180H62ZM69 179V178H68ZM68 179H66V180H68ZM219 179H221V178H219ZM29 180V179H28ZM58 180V179H57ZM59 180V181H60ZM42 181V180H41ZM45 181V180H44ZM80 181V180H79ZM78 181V183H82V182H79ZM219 181V180H218ZM221 181V180H220ZM223 181H224V179H223ZM254 181V180H253ZM55 182H57V181H55ZM54 182V183H55ZM61 182V181H60ZM65 182V181H64ZM67 182V181H66ZM251 182V181H250ZM249 182V183H250ZM255 182H256V179H255ZM254 182V183H255ZM45 183H47L46 181H45ZM49 184H51L50 182H48ZM53 183V182H52ZM221 183V182H220ZM249 183H248V186H249ZM253 182L251 183L252 184V187H253V184H254ZM65 184H68V182L67 183H65ZM217 185V184H216ZM215 185V186H216ZM254 186H255V184H254ZM251 187V186H250ZM258 187V186H257ZM248 189H247V192H249L250 191V189L251 188H249V187H247ZM259 188V187H258ZM244 189H246V188H244ZM260 189V188H259ZM227 191V190H226ZM253 191H255V190H252V192ZM251 192V193H252ZM256 192H257V190H256ZM216 193H218V192H216ZM245 193V192H244ZM258 197H257V199H258V201H257V203H256V205H255V203H254V199L252 200L253 201V203H254V207L253 208H251V214H252V219L254 220V224L255 223H261V224H263V226H264V191H262V192H260V191H258ZM245 195V194H244ZM246 195H248V193L246 194ZM248 196H250V195H248ZM220 197V196H219ZM250 198V197H249ZM250 203V201L248 202V204ZM251 204V203H250ZM228 205V204H227ZM252 205V204H251ZM192 206V205H191ZM195 206H196V208L194 209L193 207V209H194V211H193V213H192V217H193V219H194V221H196V223L198 224V226L199 225H205L206 224V221H204V219H203V217H202V214H201V210H200V207L198 206V202H196V204H195ZM219 207V208H218ZM228 208V207H227ZM250 209V208H249ZM211 217V216H210ZM223 218V217H222ZM225 224V223H224ZM206 228H207V226H206ZM226 228V227H225ZM227 229V228H226ZM230 229H232V228H230ZM260 229V228H259ZM227 231H229V228H228V230ZM225 232V231H224ZM258 232V231H257ZM207 236H206V238H205V242H206V244H207V251H209L210 249L212 250V248H213V245H214V239H213V237L210 235L211 233H210V231L208 230V228H207ZM225 234V233H224ZM261 234V233H260ZM258 241V240H257ZM212 253V251L210 252L209 251V253H208V256L211 258V254ZM209 260V259H208ZM211 260V259H210ZM208 262V261H207ZM212 264V263H211Z\"/></svg>", "mask_w": 264, "mask_h": 264}]
</instances>
